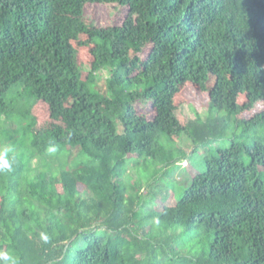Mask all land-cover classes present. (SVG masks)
<instances>
[{
  "label": "trees",
  "instance_id": "16d2710c",
  "mask_svg": "<svg viewBox=\"0 0 264 264\" xmlns=\"http://www.w3.org/2000/svg\"><path fill=\"white\" fill-rule=\"evenodd\" d=\"M89 3L125 5L133 21L97 27L85 19ZM75 43L89 49L88 68ZM215 79L226 80L227 89L217 82L207 88ZM189 84L208 90L210 114L217 103L223 113L185 121L183 130L199 147L222 138L229 118L264 100V0H0V124H15L9 97L21 85L32 99L24 112L32 123L24 131L41 135L35 145L43 159L39 168L25 169L13 158V132L0 127V147L10 153L0 162V264H264L261 142L210 158L174 207L150 217L157 236L155 225L135 228L137 214L156 203L162 177L179 168L163 140L179 121L171 102ZM45 94L70 113L56 114L41 130L31 109ZM137 104L151 106L154 118L130 116ZM262 123L264 111L242 124L248 132ZM74 152L89 164L58 170L44 158L70 162ZM132 154L136 177L135 166L160 164L142 178L147 196L138 183H126ZM198 227L208 244L181 258L173 238ZM170 228L183 231L170 237Z\"/></svg>",
  "mask_w": 264,
  "mask_h": 264
},
{
  "label": "rangeland",
  "instance_id": "374dc122",
  "mask_svg": "<svg viewBox=\"0 0 264 264\" xmlns=\"http://www.w3.org/2000/svg\"><path fill=\"white\" fill-rule=\"evenodd\" d=\"M130 10L127 6H120V5H112V4H105V3H89L85 6V19L90 24H93L97 27H113L115 25H123L124 23H129L133 21V17L131 16ZM84 41V38H80V42ZM74 49L78 50V59L79 63L84 67L88 68L89 63L92 62V57H90L89 49L88 48H81L78 47L77 44H73ZM149 48L143 49L140 53V60H144L147 58L149 54ZM83 79L86 77V72L84 73ZM105 76L106 73H105ZM228 83L229 78L224 76ZM218 82L216 79L212 80L208 85L207 88L211 86H215L216 82L217 85H222L223 89H227V81ZM99 88L104 91L105 88V81L102 79L99 82ZM10 94L9 102L14 106V116L12 121L15 124L11 123L10 127L8 126L7 119H3L1 121L0 127L5 131L13 132V136L9 137L12 142L15 141V144L18 147V151H15L13 158L17 160V162L23 166L25 169L34 170L39 168L41 162H43L40 156V150L35 145L36 139L37 141L40 140L41 135L37 132H29L25 133L26 123H32L30 119L27 118L25 121V109L30 106L32 103V99L23 92V88L21 85H17ZM27 95V96H26ZM26 96V97H25ZM209 103H210V95L208 90H199L192 84L185 86V88L181 91L179 95H177L173 101L171 102L172 110L178 117V123L175 126L174 132L164 136L163 142L166 144L167 147L172 148V151L175 153V156L178 161V170L168 172L159 184L161 187L156 190L158 193L156 199V203L152 204L150 210L146 209L142 212H139V219L135 228H149L155 225V222H150V217L153 216L163 207H174L181 197V194L187 190L191 185L192 181L198 174L204 172L205 170V163L210 160V158L217 157L220 155L221 151H225L227 149H231L233 145L237 147H241L246 144L248 147L255 142L264 143V123L257 125L251 131L245 132V127L242 124L245 121H249L252 119L256 114L259 112L264 111V100L255 103L252 108L243 110L238 115H235L232 118H229L228 127L223 135L222 138L219 139H211L204 146H197L195 144L194 137L189 135L188 132L183 130V126L185 121L187 120H200L206 121V119H213V118H222L223 113L221 111H217L221 108V104L217 103V109L214 108L210 112L209 110ZM237 103L243 105L246 103V96L243 93H240L237 96ZM144 106V108H143ZM32 117L37 118L36 128L42 130V128L46 127L48 124L56 121L54 119L56 114H63L66 118L69 117L70 111L65 108H61L59 101L52 97H49L48 94L43 95L42 101L39 102L34 108L31 109ZM130 116H137L138 114L146 115L150 120L154 118L155 114L151 106H146V104H137L132 106L129 109ZM180 129L183 132H180ZM171 139V143L167 142ZM5 142L11 145V142L8 141L7 137H5ZM167 142V143H166ZM168 144V145H167ZM239 148L235 149L237 151ZM3 149L0 147V162L9 159V152H4ZM240 152V151H239ZM242 153V152H241ZM54 155V152L49 153ZM46 154L45 159H48L52 162V164L56 167V169H60L62 164L66 163L68 166H74V164H80L85 162V160H89L87 156L82 153L74 152L68 160L70 162H61L63 156L50 158ZM138 157L137 154H132L129 158L126 159V168L128 169L127 172H131V176L127 173L125 178L127 180V184H132L133 186L138 183L139 187V194L142 196H147V187L146 183L142 180V178L146 177L145 173L156 171L160 164H155L151 161H147L145 166H135L136 170H139L140 174L139 177H136L133 172V165H131L130 160L136 159ZM42 159V160H41ZM242 160L246 163L249 162L248 156L243 155L242 153ZM89 164V162H85ZM234 163V162H233ZM130 165V167H129ZM130 169V170H129ZM133 172V173H132ZM57 174L58 172L55 171ZM33 176L32 173H26V178L30 179ZM141 179V180H139ZM136 186V185H135ZM158 187V186H157ZM157 189V188H156ZM159 191V192H158ZM151 193V192H150ZM141 221H146V225H143ZM179 229V230H177ZM170 228L169 235L170 237L181 233L183 231L181 228ZM159 227L155 225L154 232L152 234L157 236L156 232H158ZM181 230V231H180ZM175 241L176 250L179 252V256L184 259H189L191 256H195L198 253L203 251V247L208 244V238L205 235V230L201 227H198L193 233L185 234L184 236H180L178 238H173ZM168 251V250H167Z\"/></svg>",
  "mask_w": 264,
  "mask_h": 264
}]
</instances>
